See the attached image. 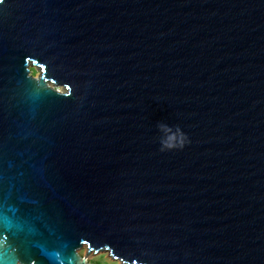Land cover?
<instances>
[{
    "label": "water",
    "instance_id": "95a60500",
    "mask_svg": "<svg viewBox=\"0 0 264 264\" xmlns=\"http://www.w3.org/2000/svg\"><path fill=\"white\" fill-rule=\"evenodd\" d=\"M100 253L264 264V0L0 4V264Z\"/></svg>",
    "mask_w": 264,
    "mask_h": 264
},
{
    "label": "rangeland",
    "instance_id": "374dc122",
    "mask_svg": "<svg viewBox=\"0 0 264 264\" xmlns=\"http://www.w3.org/2000/svg\"><path fill=\"white\" fill-rule=\"evenodd\" d=\"M31 73L34 76H38L39 75V71L32 67L31 68ZM59 90H63V87H56ZM86 248H83L82 250H80V254L82 256L86 255ZM89 261L95 264H123L118 260H114L112 257H110L107 253H100V254H96V255H91L89 257Z\"/></svg>",
    "mask_w": 264,
    "mask_h": 264
},
{
    "label": "clouds",
    "instance_id": "9594fccd",
    "mask_svg": "<svg viewBox=\"0 0 264 264\" xmlns=\"http://www.w3.org/2000/svg\"><path fill=\"white\" fill-rule=\"evenodd\" d=\"M159 130L161 133H163L162 135V138H161V143L162 144H166V142L174 137L178 132H179V129H177L175 132L172 130L171 127H169L168 125L166 124H161L159 126Z\"/></svg>",
    "mask_w": 264,
    "mask_h": 264
},
{
    "label": "snow or ice",
    "instance_id": "6c2138e0",
    "mask_svg": "<svg viewBox=\"0 0 264 264\" xmlns=\"http://www.w3.org/2000/svg\"><path fill=\"white\" fill-rule=\"evenodd\" d=\"M4 2V0H0V4H2Z\"/></svg>",
    "mask_w": 264,
    "mask_h": 264
},
{
    "label": "bare ground",
    "instance_id": "6f19581e",
    "mask_svg": "<svg viewBox=\"0 0 264 264\" xmlns=\"http://www.w3.org/2000/svg\"><path fill=\"white\" fill-rule=\"evenodd\" d=\"M91 255H93V254H91ZM110 256V255H109ZM111 257V256H110Z\"/></svg>",
    "mask_w": 264,
    "mask_h": 264
}]
</instances>
